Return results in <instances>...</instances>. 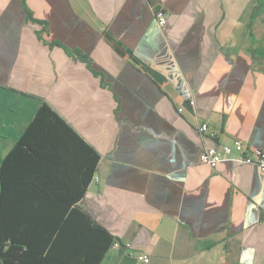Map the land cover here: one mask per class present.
<instances>
[{"label":"crops","instance_id":"obj_1","mask_svg":"<svg viewBox=\"0 0 264 264\" xmlns=\"http://www.w3.org/2000/svg\"><path fill=\"white\" fill-rule=\"evenodd\" d=\"M26 2L47 26L0 0V219L14 237L56 240L61 264H264V172L200 160L237 139L264 148L258 1ZM44 102L58 116H37Z\"/></svg>","mask_w":264,"mask_h":264},{"label":"trees","instance_id":"obj_2","mask_svg":"<svg viewBox=\"0 0 264 264\" xmlns=\"http://www.w3.org/2000/svg\"><path fill=\"white\" fill-rule=\"evenodd\" d=\"M257 1L258 5L254 7L253 16L259 13L264 8V0ZM22 3L29 19L44 24V26L48 25L47 21L39 20L33 17L32 13L27 8L26 0H22ZM252 26L253 25L251 23V27ZM56 43L59 44V42ZM46 110L58 116L57 113L53 111L49 104L46 102H44L40 107L37 116L42 114ZM20 143L21 141L18 142L19 145ZM2 170L3 168L1 166L0 180H2ZM84 216L85 229H99L103 231L108 236L109 248L113 241V236L102 226L95 223V221L87 213H85ZM12 228L13 225H5L1 222L0 219V264H61L55 259L53 254L54 244L56 243V240L53 241V245L45 252L44 248H39V246H36V241H27V243H24V241H21L14 237ZM85 233H89V231L85 230ZM102 257L103 253L100 258H97L93 264H99Z\"/></svg>","mask_w":264,"mask_h":264},{"label":"built area","instance_id":"obj_3","mask_svg":"<svg viewBox=\"0 0 264 264\" xmlns=\"http://www.w3.org/2000/svg\"><path fill=\"white\" fill-rule=\"evenodd\" d=\"M157 20L161 26H164L167 23L166 14L163 11L159 12ZM191 103L194 104V101H191ZM179 110L182 111L183 107H180ZM199 130L205 133L209 130V125L203 123L199 127ZM224 159H232L240 163L256 165L264 172V148L251 147L242 140L237 139L231 144L211 146L200 152V160L213 168ZM113 246L118 248L121 246V242L116 240L113 242ZM135 258L136 264H148L151 262V257L144 252L136 253Z\"/></svg>","mask_w":264,"mask_h":264}]
</instances>
